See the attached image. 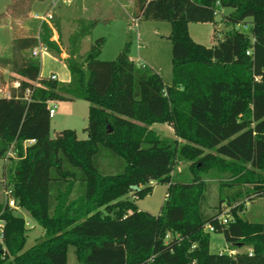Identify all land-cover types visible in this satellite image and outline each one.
<instances>
[{
    "label": "trees",
    "instance_id": "trees-1",
    "mask_svg": "<svg viewBox=\"0 0 264 264\" xmlns=\"http://www.w3.org/2000/svg\"><path fill=\"white\" fill-rule=\"evenodd\" d=\"M45 1L11 0L0 16L28 18ZM220 7L233 9L224 17L233 26L250 19L249 35L234 27L211 47L193 41L189 24L214 23ZM130 9L170 23L169 85L129 58L128 42L114 60H100L102 37L81 62L70 46L67 83L39 76L35 38H12L0 57V69L19 83L7 87L10 98L0 97V160L10 148L15 156L3 174L17 207L43 230L23 251L25 221L0 202V264H66L69 244L79 264H264V223L241 217L245 200L264 198V0H132ZM41 43L60 53L44 34ZM73 98L89 103L87 138L71 129L51 138L49 102ZM155 123L172 128L175 139L152 130ZM104 152L121 172L100 170ZM179 161L188 162L189 182L172 179ZM211 181L218 184L213 205ZM152 182L168 184L157 215L124 198L150 193ZM225 209L227 222L219 224ZM207 226L237 252L211 253Z\"/></svg>",
    "mask_w": 264,
    "mask_h": 264
},
{
    "label": "rangeland",
    "instance_id": "rangeland-1",
    "mask_svg": "<svg viewBox=\"0 0 264 264\" xmlns=\"http://www.w3.org/2000/svg\"><path fill=\"white\" fill-rule=\"evenodd\" d=\"M52 0L39 3L34 6V12L43 13L50 7ZM11 0H0V15L5 12L6 7ZM129 0H71L69 3L58 1L52 9L54 15V24L57 31V42L60 47V53L56 50H48V54H41L39 57L40 69L39 76L48 77L52 72L56 73L62 83L69 79V72L66 66V59L69 56L70 46L76 48L75 59L78 62L83 61L90 45L98 38H104L105 44L98 56L100 60H114L124 46L129 43V58L136 64L139 52L138 42L144 49L141 50V59L146 66L156 71L162 78L165 85L171 82V43L168 38L170 34V23L168 21H153L139 19L136 29L129 26V18L126 12L129 11ZM131 5V4H130ZM98 7V11H96ZM233 12L232 8L220 7L215 14L214 23H190L188 26L190 37L196 43L206 47H211L217 41L222 40L230 34L235 27L240 32L249 35L250 19L247 23H240L233 26L224 21V17ZM131 14V9H130ZM114 17H110V16ZM99 18V20L91 18ZM14 22L11 17L0 16V57L8 55L12 38L17 34L14 31ZM48 32V30H47ZM141 33V38L136 35ZM41 34L47 38L50 33H46L45 27L41 28ZM75 41V46L74 42ZM65 53V56H62ZM254 57H257L258 64H262L263 56L255 51ZM8 70L0 69V83L10 87L13 81ZM57 105L56 113L50 118V137L54 138L64 129L74 130L78 139L87 138V115L89 103L82 98L60 99L55 101ZM160 136L169 141L175 139L172 128L165 124L155 123L150 126ZM15 159V156L12 157ZM12 161L0 160V202L3 203V186L7 180L4 177L3 169L12 166ZM98 166L103 173H118L122 171L120 161L113 158L107 152H104L98 159ZM172 179L178 182H189L190 173L188 162L179 161L175 164L172 172ZM150 193L140 197L133 198L132 193H128L124 198L134 200L138 210L148 212L152 215L159 214L160 208L164 202L168 184L165 182H152ZM209 190V205L217 202L218 184L211 181ZM213 203V204H212ZM21 216L26 225V241L23 251L43 238L42 228L34 219L21 208L13 209ZM241 217L250 222L264 223V198H254L250 201L245 200V207ZM248 248L240 247L238 251L243 252ZM231 250L223 239L222 234L210 232V252L221 253ZM73 245H68L66 250V264H79L75 255Z\"/></svg>",
    "mask_w": 264,
    "mask_h": 264
},
{
    "label": "built area",
    "instance_id": "built-area-1",
    "mask_svg": "<svg viewBox=\"0 0 264 264\" xmlns=\"http://www.w3.org/2000/svg\"><path fill=\"white\" fill-rule=\"evenodd\" d=\"M58 1H62L63 3H69L71 0H52L50 7L47 8L43 13L39 14L37 12H34L28 18L13 19L14 29L19 30L20 32L19 35L21 37H32L37 40L38 45L32 49L31 51L32 56L39 58L41 54L48 52L47 47L41 43V28L45 27L46 33L47 30L49 31L50 35L48 39L50 41L55 42L58 39L56 27L53 22L54 13L52 10L56 6ZM138 20L139 18L133 17L130 14L129 26L131 29H136ZM24 29H26L25 32H23ZM48 78L55 80L57 79V76L55 74H50ZM12 86L14 88H18L19 87L18 81H14L12 83ZM29 94H30V90L26 89L23 95V99L28 100ZM0 97H4V98L11 97L10 90L7 88V86L5 88H0ZM56 109H57V105L55 101L49 102L48 115L50 118L54 116V114L56 113ZM33 142L34 140H27L24 142L23 145L30 144ZM13 156L14 154L12 152V149L10 148L6 153V156L2 159V161L7 160L8 157H13ZM2 194H3V204L5 207H8L10 209L18 208L14 198L12 197L11 186L7 182H4ZM228 211L229 209H225L224 212L219 215V217L217 218L219 224H225L227 222ZM25 225H28V223H25ZM3 228H4V221L0 219V244H2L3 241ZM206 229L210 232L214 230L212 226H207ZM236 252L237 250L231 249L230 251H228V254L233 255Z\"/></svg>",
    "mask_w": 264,
    "mask_h": 264
},
{
    "label": "crops",
    "instance_id": "crops-1",
    "mask_svg": "<svg viewBox=\"0 0 264 264\" xmlns=\"http://www.w3.org/2000/svg\"><path fill=\"white\" fill-rule=\"evenodd\" d=\"M131 2H132V0H129V4H128V7L130 8L131 7ZM34 6H36V5H34ZM33 9H34V7H33ZM99 9H98V7H96V11H98ZM32 13H34V10H32ZM55 16V15H54ZM126 16L129 18V16H130V9H129V11L128 12H126ZM110 17H114L113 15L112 16H110ZM55 18H56V16H55ZM91 19H95V20H99V18L97 17V18H91ZM14 31H16L17 32V34L18 35H16L14 38H18V37H21L20 35H19V30L18 29H15ZM26 31V29H24L23 30V32H25ZM49 33V31L47 32V34ZM138 37H139V40H140V38H141V33H137L136 34ZM55 44H56V46H57V48H59L60 49V47H59V44L57 43V42H55ZM138 48H140L139 49V52H138V55H137V63H138V65H146V64H144L143 62H142V60H140L141 58V50L142 49H144V48H142L141 49V47H143L142 45H140L139 44V42H138ZM141 46V47H140ZM44 55H47L48 54V52H45V53H43ZM62 56L64 57L65 56V53H62ZM51 74H55L56 76H57V74L56 73H54V72H52ZM41 77V76H40ZM57 80L58 81H60L59 80V78H58V76H57ZM69 81V79L66 81V83ZM61 82V81H60ZM65 83V82H64Z\"/></svg>",
    "mask_w": 264,
    "mask_h": 264
},
{
    "label": "water",
    "instance_id": "water-1",
    "mask_svg": "<svg viewBox=\"0 0 264 264\" xmlns=\"http://www.w3.org/2000/svg\"><path fill=\"white\" fill-rule=\"evenodd\" d=\"M112 131L111 127L107 125V133H110Z\"/></svg>",
    "mask_w": 264,
    "mask_h": 264
}]
</instances>
